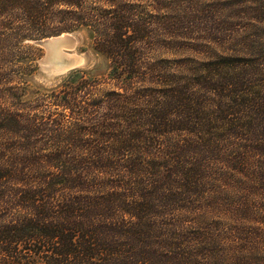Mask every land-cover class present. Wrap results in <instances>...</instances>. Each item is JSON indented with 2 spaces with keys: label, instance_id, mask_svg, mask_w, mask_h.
Here are the masks:
<instances>
[{
  "label": "trees",
  "instance_id": "1",
  "mask_svg": "<svg viewBox=\"0 0 264 264\" xmlns=\"http://www.w3.org/2000/svg\"><path fill=\"white\" fill-rule=\"evenodd\" d=\"M101 1L0 0V64H9L5 79L0 71V92L7 81L14 98L12 113L0 114V133L11 140L0 144V255L7 264H247L250 254L236 248V240L251 238L244 227L247 205L231 204L218 189L222 204L213 208L202 178L209 164L224 157L231 138L242 142L241 135H251L253 119L255 134L264 133V113L251 108L243 91L248 79L244 85L234 79L233 86L223 77L201 79L217 99L206 103L180 77L155 76L158 96L128 132L104 147L89 144L80 113L101 104L120 111L132 105L135 85L151 83L135 71L137 25L112 12L111 0L106 8ZM58 6L65 9L59 22L66 28L48 29L42 23ZM76 30L98 37L97 51L109 65L99 79L91 71L66 74L43 101L48 111L38 121L20 97L35 61H19L17 50L26 41ZM62 109L72 115L65 123L57 120ZM244 152L227 161L230 170L245 166ZM103 171H112L111 179ZM141 174L147 179L134 182ZM199 206L232 214L235 222L181 215L194 216Z\"/></svg>",
  "mask_w": 264,
  "mask_h": 264
},
{
  "label": "rangeland",
  "instance_id": "2",
  "mask_svg": "<svg viewBox=\"0 0 264 264\" xmlns=\"http://www.w3.org/2000/svg\"><path fill=\"white\" fill-rule=\"evenodd\" d=\"M108 1L102 0L100 6L106 8ZM109 5L114 9L112 12L137 25L138 43L132 45L137 52L134 56L138 61L135 71L138 76H146L147 82L151 83L135 85L133 89L137 94L130 99L132 105L120 111L115 112V109L101 104L90 107L85 114L80 113V116L86 119L82 124L85 127L82 136L86 142L104 147L111 139H115V136L123 137L122 135L128 132L126 127L139 120L138 114L150 109L149 100L158 96L155 76L180 77L187 83V85L182 83L186 89L206 103L217 99L214 92L213 98L209 95L210 91L208 93L204 91L205 87L201 84L203 83L201 79L218 81L223 77L222 79L230 86H233L234 79H241L242 85L248 79L249 85L244 86V94L249 98L251 108L264 113V89H262L264 0H111ZM58 7L57 10L48 13V19L42 23L46 28L51 30L66 28L59 22L63 17L59 11L65 9L62 6ZM67 34L72 35L73 42L71 46L66 45L65 54L72 56L74 62L81 61L80 64L72 66L76 68L74 70L91 71L92 76L99 79L105 74L109 62L97 51L100 48L98 37H89L85 30L61 33L58 36ZM43 40L26 41L17 50L19 61L25 57L34 58L35 61V72L25 79L24 91L20 97L22 103H29L33 107V111L27 114L33 115L38 121L42 119L40 113H45L44 117H46L48 111L43 106L46 96L50 91L57 90L65 75L69 73L46 75L42 63L46 64L49 50L47 48L46 51L44 46L39 45ZM7 61L3 60L2 65L0 64L3 67H0V71H3V79L6 78V70L9 67ZM50 66L47 65L49 68ZM5 83L4 89L0 92V114L4 111L8 116L13 111L14 98L9 90L10 85L7 81ZM236 90L240 91L238 86ZM60 112L57 120L61 123L72 117L68 115V111L62 109ZM4 123H8V119H5ZM256 124L253 119L251 135H241L239 138L242 142L231 138L233 144H228L229 148L225 150L224 157L218 158L217 163L209 164L210 171H205L202 178L206 201L215 202L213 208H218L222 204L216 202L219 194L215 193L220 192L222 197L226 195L230 197L231 204L243 201L247 205L245 207L248 209L249 223L244 227L248 228L251 238L236 240V248L242 247L250 254L247 264H264V220H261L264 215V140L260 139V137L264 139V133L255 134ZM89 129H96L97 134L95 132L89 134ZM4 137L0 133V144L7 147L11 144V140L8 136ZM5 151L3 159L7 160L9 152L6 149ZM243 151H245L243 154L245 166L239 167L240 165L235 163L238 171L230 170L227 161ZM94 172L88 171L89 176H94ZM105 172L107 179H111L112 171H103ZM147 174L153 179L156 178L151 173ZM132 178L134 182L139 181L141 184L147 176L141 174ZM117 186L123 185L117 184ZM218 189L220 192H217ZM199 209L201 211L199 210L194 216L183 213L181 215L196 218L203 214V218L210 222L218 221L223 224L235 222L228 218L232 214L227 212L204 209L200 206ZM35 258L37 260L39 255H35ZM8 261V257L0 255V264H7Z\"/></svg>",
  "mask_w": 264,
  "mask_h": 264
},
{
  "label": "bare ground",
  "instance_id": "3",
  "mask_svg": "<svg viewBox=\"0 0 264 264\" xmlns=\"http://www.w3.org/2000/svg\"><path fill=\"white\" fill-rule=\"evenodd\" d=\"M59 38H60L59 40L57 39V40H54V41L47 42L48 43L47 45L48 46L51 45V46H53V48L50 47L48 49L49 50V54H48V56L46 58V64L47 65H51L50 60H49V56L52 58V60L57 61V63H59V64L66 63L68 65V67L69 66L72 67V66H76L77 64H80L81 61L74 62V59L72 58V56H68L67 54H65L64 48L67 47L66 44H65L66 42L64 41L63 36H61ZM65 50H67V49H65ZM68 67L60 69L59 72L61 71V73H62L64 71H66L68 69Z\"/></svg>",
  "mask_w": 264,
  "mask_h": 264
},
{
  "label": "water",
  "instance_id": "4",
  "mask_svg": "<svg viewBox=\"0 0 264 264\" xmlns=\"http://www.w3.org/2000/svg\"><path fill=\"white\" fill-rule=\"evenodd\" d=\"M63 36V39H64V41L66 42H64L66 45H68V46H71L72 45V42H73V38L71 37L72 35H62ZM59 37H61V36H58V37H51V38H48V39H45V40H43L42 42H40L39 43V45H42V46H44V48L46 49V51H48L47 50V48L49 49L50 47L51 48H53V46H48L47 44V42H49V41H54V40H59L60 38ZM46 56V55H45ZM49 60H50V63H51V66H50V68L49 67H47V65L43 62L42 64L45 66V67H43L44 68V70L46 71L45 73H46V75H48V76H53V75H55V74H62V73H67V72H70V71H72V70H74V69H76L75 67H71V66H69L68 67V65L66 64V63H63V64H59V63H57V61H55V60H52V58L49 56ZM65 66V67H64ZM68 67V69L66 70V71H64V72H62V73H59V70L60 69H63V68H67ZM61 72V71H60Z\"/></svg>",
  "mask_w": 264,
  "mask_h": 264
}]
</instances>
